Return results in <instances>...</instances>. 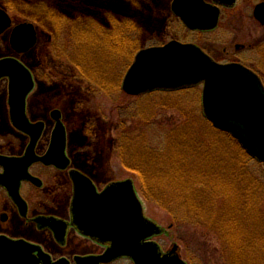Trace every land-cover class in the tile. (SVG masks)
<instances>
[{
	"label": "rangeland",
	"instance_id": "374dc122",
	"mask_svg": "<svg viewBox=\"0 0 264 264\" xmlns=\"http://www.w3.org/2000/svg\"><path fill=\"white\" fill-rule=\"evenodd\" d=\"M150 1L152 12L146 21L147 24H144L145 28L142 27V34L139 35L142 40L140 49L165 45L172 40L185 42L186 31L170 11L172 0ZM260 1L241 0L234 13L225 12L220 29L211 34L210 39L221 45L245 42L253 44L251 51L244 53L245 55L239 54L238 57L244 65L263 76L264 82V33L257 29L252 14L253 7ZM0 9L7 12L12 27L20 23H30L9 9L5 0H0ZM229 18H233L234 22H237L235 26L241 27L248 35L250 33V36L237 37L232 26L229 25V29L226 27ZM31 23L36 29L37 42L34 48L20 59L32 72L36 83L35 90L28 99V116L32 121L41 120L47 125L46 138L42 147L47 143L49 131L53 126L49 114L53 110H59L67 129L68 153L74 164L92 176L96 183H100V186L111 181L132 180L142 201L145 215L166 230L167 236L158 239L165 249L170 248L172 244L177 245L180 258L187 264H264V164L250 159L246 160L244 165L245 175L257 183V185L254 184L256 192L253 191L249 197L250 209L244 208V203L249 199L245 194L235 197L229 191L231 195L229 200L225 196L216 200L217 207L223 209L228 200L226 208L230 209L232 198H237L235 205H238V208L240 206L243 213L237 219L241 224L240 230H236L231 227L217 228L216 225H208L209 223L202 226L190 225L189 216L185 215L184 209L176 215L170 211L171 215L168 214L159 205L144 199L138 176L124 168L121 163L119 137L123 132L128 133L133 139L142 136L150 149L162 150L165 147V136L173 128L187 123V126L189 125V127L186 126L187 129L201 135L205 142L220 143L221 139L217 140L211 136L205 128L206 125L201 121L204 117L201 108V86L172 94L155 93L151 96L134 98L126 96L121 90L118 93H112L115 82L111 73L108 85L110 93H102L95 84L81 77L77 67L70 61L72 55L74 58L76 56L60 48L62 46L64 49L63 40L65 39L60 40L59 45H61L55 48L49 33L38 24ZM9 34L10 30L0 37V57L11 53L8 47ZM121 59L120 54L117 63L121 64ZM119 83L121 84V81ZM3 88V86L0 87V141H12L11 138L1 136L6 130L11 133L10 128H6L7 123L2 114ZM140 113L145 118H141ZM142 142L135 147L142 150ZM10 145L3 143L2 146ZM17 145L8 147L7 151H19ZM224 148L228 156H224L223 159L226 164L229 162L231 165L223 171L217 170L221 178L233 175L232 168L238 167L237 164L240 163L238 161L240 157L238 156L237 159L235 149ZM210 159L213 161V158ZM185 164L191 168L201 167L196 161H188ZM206 165L210 163L203 162L201 168ZM213 166L215 169L221 167L219 163H213ZM232 187L234 189L235 186L232 185ZM45 192L46 190L41 194ZM176 205L178 206L179 203ZM172 210L175 212V209ZM55 211L58 215H64L65 205L56 208ZM251 211L258 213L257 222L250 216ZM184 216L186 220L182 221L181 218ZM212 223L219 224L220 221L214 219ZM17 234L26 235L41 242H46L48 239L46 235L33 234L28 227L22 228ZM246 255L248 259L244 262L243 257Z\"/></svg>",
	"mask_w": 264,
	"mask_h": 264
},
{
	"label": "water",
	"instance_id": "95a60500",
	"mask_svg": "<svg viewBox=\"0 0 264 264\" xmlns=\"http://www.w3.org/2000/svg\"><path fill=\"white\" fill-rule=\"evenodd\" d=\"M219 6L232 8L236 0H213ZM172 13L192 30H212L218 22L219 10L202 0H173ZM254 18L264 26V3L256 6ZM11 26L6 12L0 9V35ZM37 33L31 23L12 30L10 45L18 54L34 48ZM8 80V104L14 127L29 135L31 141L24 160L26 170L36 161L65 170L66 131L58 111L51 113L55 127L47 153L34 155L35 145L43 124H30L25 115V100L34 89L31 72L15 59L0 60V80ZM201 86V108L214 129L230 135L244 152L264 164V84L257 74L240 64L215 63L200 49L176 41L160 47L143 49L136 54L121 84L128 96L137 97L152 92H175ZM22 162V161H21ZM0 166L9 178L14 162L0 157ZM73 183L71 225L84 237L96 240L108 249L101 256L76 258V264H108L129 259L133 264H186L177 254L175 245L163 253L154 242L146 240L161 235L164 229L144 216L142 202L132 180L110 183L100 193L93 183L77 171L70 172ZM34 185L36 179L19 178ZM4 185V184H1ZM6 187V186H5ZM13 203L21 210L25 203L19 196L18 185L8 190ZM21 212V215H25ZM39 229H49L61 243L66 234L62 222L52 217L34 220ZM0 264H68L64 259L52 262L41 247L23 240L0 236Z\"/></svg>",
	"mask_w": 264,
	"mask_h": 264
},
{
	"label": "trees",
	"instance_id": "16d2710c",
	"mask_svg": "<svg viewBox=\"0 0 264 264\" xmlns=\"http://www.w3.org/2000/svg\"><path fill=\"white\" fill-rule=\"evenodd\" d=\"M5 3L25 20L44 28L53 39L55 48L61 45L60 40L65 39L64 49L62 46L60 48L76 56L74 58L72 55L70 61L81 77L105 94L110 93L108 85L111 73L115 82L112 93L120 92L122 74L141 48L139 35L152 12L150 0H5ZM120 54L121 64L117 63ZM139 115L145 118L141 113ZM201 121L211 136L221 139L220 143L205 142L201 135L187 129V123L173 128L165 136L162 150L150 149L142 136L133 139L123 132L119 137L121 163L138 176L144 199L159 205L168 214L176 215L184 209L190 225L209 223L217 228L240 230L241 224L237 219L243 211L235 205L237 198H232L230 209L226 205L231 198L229 191L235 197L245 194L248 198L253 191L256 192L254 184L257 183L247 177L243 170L246 160L251 158L231 136L215 130L204 117ZM140 142L142 150L135 147ZM130 144H133L132 147H128ZM224 147L235 149L237 159L240 157L238 167L231 170L234 174L227 178L217 174V170L223 171L231 165L223 159L228 156ZM188 161H196L201 167L205 161L210 165L191 168L185 164ZM213 163H219L221 167L215 169ZM224 196L228 200L223 209L217 207L216 200ZM249 200L244 203L246 210L251 208ZM257 214L250 212L256 222L259 219ZM214 219L220 223H212ZM181 220H186L185 216ZM246 259L247 255L243 257L244 262Z\"/></svg>",
	"mask_w": 264,
	"mask_h": 264
},
{
	"label": "flooded vegetation",
	"instance_id": "af4514ba",
	"mask_svg": "<svg viewBox=\"0 0 264 264\" xmlns=\"http://www.w3.org/2000/svg\"><path fill=\"white\" fill-rule=\"evenodd\" d=\"M202 1L207 5L218 8L219 14H218L217 25L212 30H192L190 29V27H187L186 25L181 23L186 31L185 42H183V44L193 45L197 47L198 49H200V51H202L204 54H206L216 63L219 64L237 63L247 67L242 63V61H240V57L238 56L239 54L245 55L246 53L251 51L253 44H251L250 42H245L243 44L233 43V44L221 45L219 42L210 39L211 34H213L214 32L220 29L223 22V17H225L224 16L225 12L234 13L236 8L240 4L241 0H237L234 7L232 8L220 7L217 4H215L213 0H202ZM172 3L173 0L171 1L170 11H171ZM261 3H264V0H261L253 7L252 14H253L254 22L258 27L257 29L262 30V32L264 33V26H262L254 18V10L256 6ZM171 14L173 15L172 11ZM236 23L237 22L236 21L234 22L233 18L232 19L229 18L228 26L226 27L229 29V25L232 26L236 31L237 37L239 35L242 38L250 36V33L248 35V33L244 32L241 27L239 26L236 27L235 26ZM9 30H10V34L8 36V44H9L8 47L11 53L8 55L1 56L0 60L8 59V58L15 59L16 61L20 62L22 65L26 67V64L20 59V57L28 54L30 51L25 54L16 53L11 48L10 45L12 29ZM255 34L258 35L257 32H255ZM2 35H0V37ZM173 41H177V40H173ZM255 43L257 44L259 42H255ZM254 72L258 73L257 71ZM8 85H9L8 80L6 78L0 80V87L1 86L4 87L2 89V114L4 115L5 122L7 123L6 128H10L11 133H8V130H6L5 133L1 136L6 138H11L12 141H8V140L0 141V157L5 158L7 160H11V162L15 163V166L13 167L12 172L9 175V178H3L2 180H0V236L6 237L11 240H23L28 243L37 245L41 247L44 253L48 254L51 257L52 262H56L60 259H64L65 261L68 262V264H76L75 259L78 257L80 258L96 257V256L98 257L103 255L108 249L107 244L103 245L96 240H92L88 237L82 236L71 225L72 220H71L70 210H71V203L73 200L74 187L70 178V172L77 171L82 175H84L85 177H87L93 183L98 193L102 192L107 185L116 181H111L100 186V183H96L92 178V176L83 172L74 164L73 159L69 156L68 153L67 129L62 121V114L59 110H53V111L60 112L61 122L64 125L66 131V156L69 160V166L65 170H60V169H56L53 166H46L36 161L32 165H29L28 169L26 170V164L28 161L24 159L26 156V152L29 148L31 139L28 134L17 130L11 121L10 107L8 104ZM34 90L35 87L33 91L29 93L28 96L26 97L25 115H26V119L30 124H34V125L40 123L43 124L42 134L38 139L34 148L35 157L40 158L47 153L55 124L51 118V113L53 112L51 111L49 114V118L53 122V126L49 131L47 143L45 144L44 147H42V144H44L43 141L46 138L47 125L45 122L41 120L32 121L28 116V99L31 96V94L34 92ZM3 143L4 144L8 143L9 145L10 144H15V145L3 147L2 146ZM16 145L18 146L19 151L17 152L7 151L8 147L12 148L13 146ZM4 174H5V170L3 167L0 166V177L4 176ZM26 174L35 178L37 183L40 185H34L31 182L24 179H21L16 183V181L19 178H24ZM16 185H18L19 196L22 199V201L25 203V206H23L21 210L13 203L8 193L9 192L8 190L13 191ZM44 190H46V192L41 194V192H43ZM64 205H65L64 215L62 216L58 215L55 209L61 208V206ZM24 207H25V213H24L25 215L22 216L21 212H24ZM43 217H47V218L52 217L62 222L61 223L62 227L64 226V228H66V234L64 240H61L62 241L61 243H59L55 239L51 230L38 228L37 223H35L34 220ZM146 218L151 222L160 226L158 223L148 218L147 216ZM24 227L30 228L33 234L46 235L45 237L48 239L46 240V242L44 241L41 242V241H35L26 235L17 234L18 231L20 232V230ZM166 236L167 234L164 229V232L161 235L154 236L146 240L145 242L146 243L154 242L160 247L163 253H167L174 247V244H172L170 248L165 249L164 245L160 241H158L159 238ZM75 248L80 251H77ZM108 264H133V263L129 259L122 258Z\"/></svg>",
	"mask_w": 264,
	"mask_h": 264
}]
</instances>
